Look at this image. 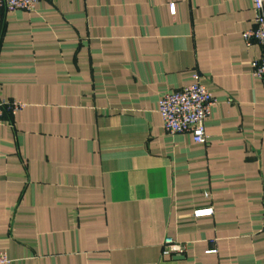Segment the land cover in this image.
<instances>
[{
  "label": "crops",
  "instance_id": "crops-1",
  "mask_svg": "<svg viewBox=\"0 0 264 264\" xmlns=\"http://www.w3.org/2000/svg\"><path fill=\"white\" fill-rule=\"evenodd\" d=\"M173 4L174 11L170 10ZM251 0H39L2 11L9 264H264V82ZM199 81L206 143L157 103ZM211 208L209 215L195 210ZM184 244L162 254L165 237Z\"/></svg>",
  "mask_w": 264,
  "mask_h": 264
},
{
  "label": "built area",
  "instance_id": "built-area-1",
  "mask_svg": "<svg viewBox=\"0 0 264 264\" xmlns=\"http://www.w3.org/2000/svg\"><path fill=\"white\" fill-rule=\"evenodd\" d=\"M39 0H0V18L2 11L15 10L32 11ZM253 6V26L245 30L242 38L246 45L256 42L261 47L260 58L252 63V74L264 82V0H251ZM170 10L174 11L173 4ZM215 103L211 91L201 82L195 81L179 90L167 92L160 97L157 111L162 120L165 132L169 134L189 132L194 142L206 143L205 120L210 115L211 107ZM24 104L15 100H0V122L4 110L15 114L23 108ZM211 208L195 210L194 216L209 215ZM264 230V217H263ZM185 246L174 241L171 237L164 238L162 254L166 256H179L184 252ZM10 260L5 252H0V264H9Z\"/></svg>",
  "mask_w": 264,
  "mask_h": 264
}]
</instances>
